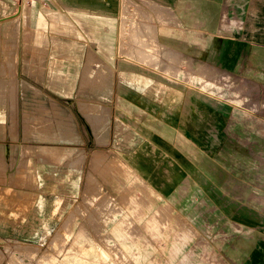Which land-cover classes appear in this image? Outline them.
Instances as JSON below:
<instances>
[{"label":"rangeland","instance_id":"1","mask_svg":"<svg viewBox=\"0 0 264 264\" xmlns=\"http://www.w3.org/2000/svg\"><path fill=\"white\" fill-rule=\"evenodd\" d=\"M41 1L10 0L17 13L5 20L29 6L37 16L54 11V75L63 71L71 77L57 76L51 93L42 89L44 78L22 76L32 87L20 83L18 89L20 143L11 134L17 106L8 98V136L0 150L7 158L10 144H18L16 165L25 144L72 146L78 156L39 174V156L30 157L37 172L36 202L25 211L0 206V264L207 263L197 255L199 248H191L193 242L207 244L201 252L212 263L216 250L228 249L230 263L264 264V0H245L239 21L249 47L238 70L230 71L219 61L226 16L217 15L207 0H182L197 3L198 31L190 29L189 15L180 22L155 0H118L117 14L96 17L101 46L90 45L111 76L95 80V68L81 86L83 64L57 59L64 53L70 61L83 58V40L58 26V17L72 19L68 12L55 1ZM131 19L154 25L149 43L155 57L145 55L132 38ZM173 27L181 29V46L168 45L165 30L173 34ZM19 50L22 61L39 55L24 45ZM101 63L98 67L110 71ZM17 71L24 74V63ZM79 86L107 88L79 94ZM78 100L107 110V143L96 142ZM52 103L72 115L76 141L61 138ZM12 171L0 167V186L12 179Z\"/></svg>","mask_w":264,"mask_h":264},{"label":"crops","instance_id":"2","mask_svg":"<svg viewBox=\"0 0 264 264\" xmlns=\"http://www.w3.org/2000/svg\"><path fill=\"white\" fill-rule=\"evenodd\" d=\"M38 1V0H36ZM46 2L53 3L56 2L59 5L60 9L64 12H68L70 17L69 20L64 17H58V23H60L61 28L68 30L69 32H76V34L83 40V51L84 57L81 59L70 61L69 58H65L62 55L60 59H57L58 62L62 64H66L67 62L72 63H82L83 70L81 75L80 86L82 85L83 79H90L89 75L92 73L93 69L96 68L97 72L93 79L101 80L106 79L109 80L111 76V68L102 61L98 55L94 52V50L90 47V45L96 47L101 46V31H98V26L100 25V21L96 17L103 16H113L115 15L118 7V0H45ZM163 4L165 7L173 10L175 16H179V21H183L182 16H190V23L193 25L190 29L194 31H198L199 27L194 26L195 21L198 19L199 15H202L201 11L197 8V3L192 4L189 2H182V0H155ZM198 1V0H197ZM200 2L203 0H199ZM208 4H211L214 8H216V14L224 13L226 19L223 20L224 26L223 29L226 33V37L222 40V47L220 53V65L224 68L238 70V66H240V62L242 59V54L248 45L244 42V34L240 31V21L239 18L244 13V5L245 0H207ZM43 2V0L41 1ZM45 2V3H46ZM12 3V1H11ZM189 4V5H188ZM15 3L10 4V0L8 2L6 0H0V55L3 56L0 61V141L6 142L8 133L6 131V123L7 120V107L8 106V98L12 100L13 103L16 104L17 109H15V113L13 116L14 122L12 124L11 134L13 138H17L18 143H20V138L15 134V128L17 115L19 117V108H18V89L20 83H22L23 87L32 85L26 80H21L22 76L25 78L31 77H42L46 80V86L42 89L50 90L53 93V84H56L55 79L57 76L62 79L70 78V74H64L61 71V75H54L55 67L54 64V49H53V34L52 30H50V26L55 25V16L54 11L52 13H42L40 12L38 16L35 13V10L32 7L26 8V11H22V9L18 12V15L12 19L5 20L10 16L16 14L17 12L14 10ZM117 14V13H116ZM93 15L94 18L89 20L88 17ZM264 16V7L261 9V21L263 22ZM25 18V19H24ZM146 19V18H145ZM217 18L216 22L218 23ZM124 22V18L122 17ZM25 21V23L23 22ZM35 21V22H34ZM74 23H73V22ZM120 27V37H122V24ZM76 23V25H75ZM264 23V22H263ZM80 26L78 29L76 26ZM130 33H132V38L137 40L138 46H142L143 53L145 55L155 57L152 54V47L149 43V33L154 32V25L150 24L145 20L142 25H136L134 19H131L130 24ZM196 25V24H195ZM35 26V27H33ZM49 26V27H48ZM171 28L165 30V37L169 36L170 46H181V29H177L173 27V34L170 31ZM213 30V28H211ZM128 31V27L125 32ZM34 34H31L33 33ZM30 33V34H28ZM111 33V32H110ZM28 34V35H27ZM24 35V37H22ZM28 36V37H27ZM111 34H109L108 39H111ZM25 38V40H24ZM106 39V40H108ZM24 45L26 48L31 50L34 48L35 52H37L38 57L32 60L22 59L20 58V50L19 48ZM197 45V44H196ZM191 44V46H196ZM65 47V46H64ZM63 47V48H64ZM86 47H88L86 49ZM249 47V46H248ZM60 45H57V50H59V54H61ZM66 48V47H65ZM196 47H194L195 49ZM196 50V49H195ZM28 51V50H27ZM155 51V50H153ZM86 53V55H85ZM41 54V55H40ZM156 55V54H155ZM178 58L176 56H172ZM45 62L46 66L43 68H39L36 66L37 62ZM75 61V62H74ZM218 61V62H219ZM34 62V63H33ZM102 62L101 65H106L110 71L102 70V66L98 67L97 63ZM19 63H24L25 72L24 74L18 70ZM23 65V64H22ZM94 67V68H93ZM62 69L66 68L64 66ZM19 72V74H18ZM57 72V71H56ZM106 75V77H105ZM55 76V77H54ZM104 76V77H103ZM43 79V80H44ZM48 79L50 86L48 87ZM63 81V80H62ZM59 84V82H57ZM79 86V94H83L86 90H90L91 92H103L107 86H92V87H80ZM34 91L40 93V89L34 88ZM35 92V93H37ZM8 101V102H7ZM53 110H57L54 113L59 116L58 122L61 124L60 136L65 141L74 142L78 139V134L75 129V124L73 123L72 115H67L64 112H60L59 108L55 103L51 104ZM84 106V109H83ZM89 108V109H88ZM86 109V110H85ZM93 109V110H92ZM78 110L82 114L83 117L87 120L92 134L98 144H105L108 141L110 135V124L108 120L107 110L100 109L98 105L91 104L86 100H78ZM85 110V111H84ZM95 112L93 115L92 112ZM137 110V109H136ZM141 111L140 109L137 112ZM143 111V110H142ZM141 111V112H142ZM90 112V113H89ZM98 112V113H97ZM87 114V115H86ZM91 114V115H89ZM144 115L145 112L143 111ZM89 119H88V117ZM95 116V118H93ZM92 119V122H90ZM97 119V120H96ZM100 119V120H99ZM26 123L24 121V127H26ZM24 129V135L25 134ZM12 138V139H13ZM11 142V141H10ZM8 144V143H7ZM9 146V145H8ZM18 144H10L7 148V158L4 156L2 150H0V167L5 170V165L12 169L11 172V180L10 177H6V183L0 186V206L4 208L16 209L19 211H25L30 209L32 205L35 204L36 198L32 190H35L38 185L37 180V172L36 174L32 170L33 163L30 157L39 156L38 161V174L39 171L43 169H54V165H58L61 163L62 159L65 161H70L71 158L78 156V150L72 146H56V145H30L25 144L20 146V161L18 165H16L17 160L15 159L16 149ZM76 156H74V155ZM42 164H40V163ZM40 164V165H39ZM46 165V166H45ZM60 187L63 186L62 183H59ZM132 197L136 200L138 198L133 194ZM140 203V202H137ZM80 238V235L77 236ZM193 242L194 246L191 248L198 249L197 255H202L203 261L207 262L205 264H235L230 263L231 253L230 250L225 249L222 251L216 250L217 254H215L218 259L214 263L210 260H207L205 252H201V248L204 245L207 246L204 242ZM205 246V247H206ZM216 249V248H215ZM214 255V254H213ZM201 257V258H202ZM225 257V258H224ZM226 262H224V260ZM95 264H98L97 261ZM114 264V263H113Z\"/></svg>","mask_w":264,"mask_h":264},{"label":"bare ground","instance_id":"3","mask_svg":"<svg viewBox=\"0 0 264 264\" xmlns=\"http://www.w3.org/2000/svg\"><path fill=\"white\" fill-rule=\"evenodd\" d=\"M105 71H106V70H105ZM105 81H106V80H105ZM99 85H100V84H99ZM83 109H84V106H83ZM88 109H89V108H88ZM85 110H86V109H85ZM85 110H84V111H85ZM92 110H93V109H92ZM92 110H91V112H92ZM89 113H90V112H89ZM93 113L95 114V112H92V114H93ZM97 113H98V112H97ZM94 114H93V115H94ZM86 115H87V114H86ZM89 115H91V114H89ZM87 117H88V116H87ZM93 118H95V116H94ZM93 118L90 119V120H91L90 122H92V119H93ZM88 119H89V117H88ZM96 120H97V119H96ZM99 120H100V119H99ZM105 203H106V202H105ZM110 207H111V206H110Z\"/></svg>","mask_w":264,"mask_h":264}]
</instances>
